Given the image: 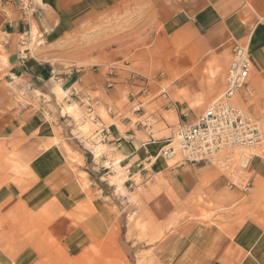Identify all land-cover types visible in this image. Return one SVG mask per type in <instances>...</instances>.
<instances>
[{
  "label": "rangeland",
  "instance_id": "374dc122",
  "mask_svg": "<svg viewBox=\"0 0 264 264\" xmlns=\"http://www.w3.org/2000/svg\"><path fill=\"white\" fill-rule=\"evenodd\" d=\"M49 1L0 0V116L14 106L16 111L31 108L30 113L43 109L51 128L43 142L41 131L23 135V122L7 135L0 121V264H199L194 261L199 244L177 231L185 222L200 226L192 238L205 234L207 264L223 248L236 256L231 240L242 225H257L264 236V177L252 166L245 174L247 189L235 188L214 165L190 163L180 155L164 158L157 151L143 170L149 175L128 180L118 164L109 167L102 159L107 148L97 135L103 126L124 129L119 121L126 115L146 141H163L178 123L193 122L222 93L233 49L246 45V39L213 49L192 30L180 28L168 43L155 40L149 0H99L58 27V38L47 42L37 38L33 24L28 35H7L10 21ZM142 49L149 51L147 61L131 63L132 53ZM16 53L59 71L100 68L101 74L116 71L121 77L105 79L108 85L91 101L78 102L58 85L50 100L9 73ZM249 85L252 90L241 88L235 101L264 128V77L253 65ZM67 107L72 112L65 113ZM184 181L190 187L180 196L174 183ZM6 189L13 199L3 201ZM155 194L174 203L170 227L163 221L169 217L155 218L146 207ZM105 195L108 205L102 206L98 200L105 203ZM60 217L75 225L67 241L56 238L49 226Z\"/></svg>",
  "mask_w": 264,
  "mask_h": 264
},
{
  "label": "crops",
  "instance_id": "0c3cea01",
  "mask_svg": "<svg viewBox=\"0 0 264 264\" xmlns=\"http://www.w3.org/2000/svg\"><path fill=\"white\" fill-rule=\"evenodd\" d=\"M97 1L99 0H50L41 3L32 10H27L28 12L25 13L22 20L10 21L11 29L6 33L12 37L17 34L28 35L33 24L36 27L37 38L41 41L47 42L49 39H56L60 34L58 27L62 26L67 20L76 18L78 13H83L85 8H94ZM108 1L120 3L129 0ZM143 1L141 0V3ZM149 1L155 15V28L153 29L155 31L151 35L155 40L160 38L162 39L161 42L168 43V39L180 28L192 30L199 36L200 40H203L207 47L213 49L224 46L228 42L246 39L252 65L264 77V0ZM156 27L159 28L156 29ZM9 38L10 45L12 38ZM148 53L149 51L146 49L134 51L131 63L137 64L147 61L146 54ZM14 58L15 62L11 65L9 73L22 81H28V86H32L33 91H38L42 96H50L49 93L58 85L56 88L63 93L66 89L69 91V96H72L78 102L85 97L91 101L97 90L105 89V86L108 85L104 82L105 79L110 77L119 79L121 77L116 71H113V76L101 74L100 68L95 71L91 68L75 67L70 70L59 71L58 67L51 68L49 65L42 63L43 61L33 59L30 54L16 53ZM121 60V58H118L117 62ZM183 82H188L187 78ZM106 96L111 98L109 94H106ZM104 98L99 99L96 105L103 102ZM44 100L46 99L43 97ZM30 110L31 108H24L16 111L15 106L11 110H7L4 115L0 116V121L3 123L1 126L2 132L6 130L7 135H9L15 131L20 122H23L20 129L23 135L31 137L32 133L41 131L43 136L39 135V138L43 142L51 137V128L46 121V114L49 115V112L42 109V111L38 110L30 113ZM70 112H72V108L67 107L65 113ZM126 117L120 118L119 121L124 129H121L118 124H113L110 127H101L97 133L102 138V145L107 148V151L102 154V159H105L104 161L109 167L118 164L126 173L128 180H135L136 176L141 179L143 176L147 177L149 175V172L145 173L143 170L151 164L153 155L158 151L163 141H151L150 138L148 141L144 140L134 131L129 116L126 115ZM46 150L48 151L49 147H46ZM94 154L95 157L100 155L98 150ZM116 157H119V159L113 162ZM158 164L159 162L155 166L156 169L159 167ZM250 166H252V170L256 175L264 177V160L254 158ZM187 182L189 183L190 180ZM187 182L174 183L178 195L183 196L187 192V188L190 187ZM3 194L1 197L3 201L13 199V193L9 189H6ZM100 195L99 198H101ZM107 197L106 195L102 197L105 203L99 199V204L102 206L108 205L105 201ZM145 203L150 213L155 218L159 217L162 220L169 217L174 209V203L169 201L163 194L151 195ZM94 207L97 209L95 205ZM163 221L167 227H170L173 217ZM49 226L56 238L58 237L62 241H67L75 231V225L67 217H60ZM198 229H200L199 224L185 222L178 226L177 231L180 235L185 236L186 241L199 244L198 254L194 258L195 263L207 264L208 256L202 242L205 234L202 237H196V239L192 238L193 232ZM232 244L235 247L236 256L226 255L223 248L220 254L216 252L215 259L210 260L209 264H264V236L261 234L259 226L254 224L242 225L231 240ZM226 245L227 241L224 240L222 246L225 247ZM240 250L244 252L243 257L237 255Z\"/></svg>",
  "mask_w": 264,
  "mask_h": 264
},
{
  "label": "built area",
  "instance_id": "2783aa9c",
  "mask_svg": "<svg viewBox=\"0 0 264 264\" xmlns=\"http://www.w3.org/2000/svg\"><path fill=\"white\" fill-rule=\"evenodd\" d=\"M251 66L247 46L235 45L221 95L193 122L178 123L172 135L163 139L158 154L209 163L222 171L231 187L247 189L250 182L245 174L252 159L264 157L262 124L234 100L241 88L252 90L248 83Z\"/></svg>",
  "mask_w": 264,
  "mask_h": 264
},
{
  "label": "bare ground",
  "instance_id": "6f19581e",
  "mask_svg": "<svg viewBox=\"0 0 264 264\" xmlns=\"http://www.w3.org/2000/svg\"><path fill=\"white\" fill-rule=\"evenodd\" d=\"M250 75V74H249ZM248 83H249V78H248ZM58 95V94H57ZM221 95V94H220ZM220 95H218L217 97H219ZM237 96V95H236ZM217 97H215V98H217ZM234 100H235V98H234ZM102 139V138H101ZM101 139H100V141H101ZM256 152H254L253 154H255ZM255 158H257V157H255ZM258 158H261V157H258ZM254 159V158H253ZM252 159V160H253ZM250 165H251V163H250ZM250 167V166H249ZM248 171H249V169H248Z\"/></svg>",
  "mask_w": 264,
  "mask_h": 264
}]
</instances>
